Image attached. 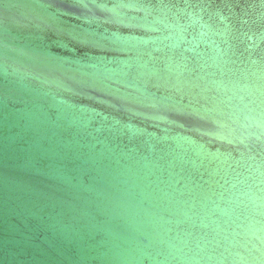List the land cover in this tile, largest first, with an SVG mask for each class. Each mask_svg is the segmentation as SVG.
Listing matches in <instances>:
<instances>
[{
	"label": "water",
	"instance_id": "95a60500",
	"mask_svg": "<svg viewBox=\"0 0 264 264\" xmlns=\"http://www.w3.org/2000/svg\"><path fill=\"white\" fill-rule=\"evenodd\" d=\"M0 264H264V0H0Z\"/></svg>",
	"mask_w": 264,
	"mask_h": 264
}]
</instances>
